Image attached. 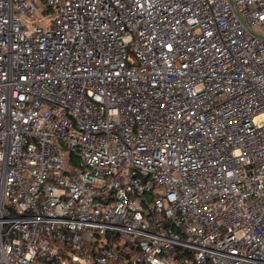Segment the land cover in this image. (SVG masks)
Returning <instances> with one entry per match:
<instances>
[{
	"label": "built area",
	"instance_id": "1",
	"mask_svg": "<svg viewBox=\"0 0 264 264\" xmlns=\"http://www.w3.org/2000/svg\"><path fill=\"white\" fill-rule=\"evenodd\" d=\"M0 264H264V0H0Z\"/></svg>",
	"mask_w": 264,
	"mask_h": 264
},
{
	"label": "rangeland",
	"instance_id": "2",
	"mask_svg": "<svg viewBox=\"0 0 264 264\" xmlns=\"http://www.w3.org/2000/svg\"><path fill=\"white\" fill-rule=\"evenodd\" d=\"M67 165H68V166H69V165H72V166H73V162H72L71 159H68V158H67Z\"/></svg>",
	"mask_w": 264,
	"mask_h": 264
}]
</instances>
